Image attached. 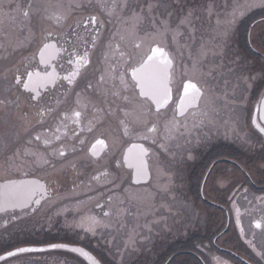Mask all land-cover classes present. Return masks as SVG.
Returning a JSON list of instances; mask_svg holds the SVG:
<instances>
[{
    "label": "flooded vegetation",
    "instance_id": "af4514ba",
    "mask_svg": "<svg viewBox=\"0 0 264 264\" xmlns=\"http://www.w3.org/2000/svg\"><path fill=\"white\" fill-rule=\"evenodd\" d=\"M65 1L59 0V3ZM29 2L31 0H13L22 9H26ZM77 5L59 24L42 21L35 13L29 18L23 17L19 11L12 12V18L7 11L0 13V98L12 101L0 106V183L36 181L46 190L40 205L33 204L32 210H25L26 214L20 209L0 213V256L6 257L0 260V264H91L86 257L68 250L73 247L86 251L97 264H143L139 262L144 259L124 260L123 254L116 250L119 241L127 242L134 233V189L149 190L148 193L158 195L163 202L175 201L174 204H179L175 212L189 213L192 218H197L200 205L210 219L225 220L219 227L221 230L218 228L206 236L204 247L197 245L196 229L184 235L175 232L174 236L168 230L158 232L162 248L159 264H180L183 258L190 259L191 264H217L218 261L222 264H264V259L257 255V252L264 253V134L258 127L264 126V108H261L264 84L254 88V93H250L242 106L240 103L241 111L236 112L234 120L229 121L230 110L225 105L214 122L213 111L199 110L201 101L185 116L177 115L173 149L167 150L164 144V116L167 112L172 116L168 109L162 110L159 120L155 115L149 117L155 121L157 131L148 133V139L140 138L144 133L140 126H136L134 134L125 136L120 120L130 121L132 118H125L123 112L115 110V105H112L113 114H109V105L101 104V98L91 90L85 92V88L89 80L95 83L100 74L111 75L108 67L114 61L111 58L106 61L105 52L109 51L110 41L113 44L118 42V38L113 40L114 33L123 32L126 26L120 21L117 25L118 20L102 11L97 0ZM89 14L96 15L103 26L99 28L96 46L87 45L90 63L79 68V75L70 85L63 77L76 66L67 62L68 52L60 51L47 64H41L39 49L50 31L49 42L55 43L57 49L71 51L75 48L83 54L85 45L78 39L76 31L80 36L86 34L74 31L73 25ZM256 21L255 25L264 22V15L260 14ZM145 26L149 28L148 23L139 27L140 34L147 32ZM260 30L264 35V29L260 28L258 32ZM161 43L173 58L175 69L171 49L165 39ZM261 44L254 47L252 53L264 60ZM122 48L132 51L127 43L122 44ZM147 48L145 42L143 50L147 51ZM51 52L48 50L46 59ZM25 69L39 71L41 76L45 71L52 73L53 69L56 73L54 83L39 89L42 98L46 97L48 106L53 109L42 118L43 124L37 116V102L29 99L34 93L15 85L17 71L23 73ZM173 81L174 77L170 85L172 101L169 109L177 104L182 88L181 83L175 89ZM77 94L86 107L77 109ZM74 110L81 111L79 121L62 123L63 114L71 115ZM221 114L227 115L224 120L219 119ZM148 124L151 126L150 122ZM36 134H41L42 138L30 146L31 150L36 151L38 144L40 154L48 163H33V157H28L24 164L13 162V153L29 147L27 140ZM44 139L50 141L47 150ZM98 139L105 143L96 145L97 155L93 156L92 146ZM133 145L147 149L150 181L146 185L135 186L133 169L124 163V157ZM185 145L188 147L183 148ZM61 148L65 150L63 157L58 154ZM152 156L158 158L161 168L174 163L171 166L179 180L174 179L170 188L162 190L161 186H154ZM186 205H189L188 210ZM124 209L128 217L118 226L117 218ZM237 209L240 212L239 226ZM104 212L109 215L104 216ZM13 216L19 218L9 220ZM91 218L99 223H93ZM256 223H260L261 228H256ZM241 228L244 236H241ZM51 244L68 247L51 249ZM19 247L43 248L45 251L7 257L8 251Z\"/></svg>",
    "mask_w": 264,
    "mask_h": 264
},
{
    "label": "snow or ice",
    "instance_id": "6c2138e0",
    "mask_svg": "<svg viewBox=\"0 0 264 264\" xmlns=\"http://www.w3.org/2000/svg\"><path fill=\"white\" fill-rule=\"evenodd\" d=\"M102 11L108 15H120L125 14L121 17L122 22L126 25L123 32H117L113 40H117L115 44L111 41L108 44L109 51L105 52V60L108 61L111 58L114 62L109 64L108 72L110 76H106L104 73L99 75V78L93 83L91 80L86 85L85 92L91 90L93 94H97L101 99V104L109 105V114H113L114 110L112 105H115V110L123 112L125 118L131 117L130 121L121 119L120 124L124 126V135H132L135 133L136 126H140L144 129V133L140 136L141 139H148V133L157 131L156 123L148 124V119L152 115H155L159 120L162 110L168 109L172 112V121H175L176 116H185L190 108H196L204 97L205 92L202 87L198 85V82H194L189 79L183 84V95L179 98L178 103L174 108L169 109L168 106L172 101V89L171 83L174 77V60L170 56L169 52L161 43L163 36L169 32L175 33L173 39L180 35L179 26L176 29H172L168 22L163 18L166 14L171 16L173 13L169 10L168 0H155V3L148 2L141 5L140 3L133 4L132 0H97ZM179 3V0H177ZM79 7V5H77ZM246 4H237L230 18H225L224 25L218 29L217 35L221 40V44H213L210 47L205 44H201L197 58L194 59L192 64V70H200L201 63L200 59L207 56L209 53L214 58L222 59L219 65L215 68H210L208 75H215L219 72L223 77V69L227 67V64L223 62L226 60L227 52L223 51V44L228 32L232 25H234L237 16L243 15ZM71 8V5L65 6L59 3H53V0H31L28 3L26 9H22L19 4L13 3V0H0V13L4 11L8 12L10 18L14 11H19L23 17L29 18L31 14H39L41 20L53 21L59 24L64 19V14ZM160 8L166 10L165 13L157 15ZM50 9H63V11H51ZM198 19L194 10H189L183 18L180 20V25H186L188 29H191L190 36L194 38L195 35V21ZM147 22L150 26V30L144 34H140L138 28ZM218 21V25H219ZM103 26V22L99 21L96 15H87L73 25V30H80L84 32L85 36H80L79 31H76V35L79 40L84 42V51L81 54L75 48L71 51L68 49H57L55 43L49 42V37L52 36V32L48 31L47 35L43 38L42 47L39 49V57L41 64H47L48 60L54 59L59 55L60 51L68 52V63L74 64L75 69L70 72L69 75L64 76L63 79L67 80L71 85L75 82V77L79 75V68L86 67L89 61V49L87 47L90 44L93 48L96 46V42L99 38V28ZM145 42L148 43L147 51L143 50ZM127 43L131 46L132 51H128L127 48H122V44ZM264 47V45H262ZM52 50L48 54L46 59V53L48 50ZM118 54V58H117ZM236 63L235 60L232 61ZM228 75H232V70H229ZM27 77L24 79V77ZM56 73L53 69L52 73L45 71L44 76H41L39 71L32 72L25 69L23 73L17 71L14 77L15 85L20 86L26 92L34 93L29 97L30 100L37 102L38 112L37 116L40 119V123L43 124V117L46 113H51L53 109L48 106L47 98L41 96L40 88H47L48 83L55 82ZM248 74L247 79H252ZM260 78L264 79V68L260 69ZM238 83H246L247 80L243 74L237 77ZM110 82V83H109ZM227 81H225L227 88ZM224 95H227L225 91ZM77 109L80 107H86V104L81 102L80 94H77ZM90 102V101H89ZM12 101L6 98H0V106H6L11 104ZM43 105L44 107H39ZM63 121L72 120L73 123H77L81 117L80 110H74L71 115L68 113L63 114ZM75 118V119H74ZM264 118V117H262ZM171 123V122H170ZM255 123V121H253ZM131 125V127H130ZM66 126V125H65ZM260 133L264 134V126H258ZM59 131V128L57 129ZM41 134H36L34 137L27 140V145L22 150H17L13 153V162H19L24 164L27 162L28 157H33V163L47 164L48 161L43 158L39 152V145L37 144V150H31V147L35 142L41 141ZM60 139L59 136L56 137ZM50 141L47 139L43 140L45 150L49 145ZM83 143V141H81ZM104 140L98 139L96 144L92 146L91 153L96 156L95 151L96 145H104ZM137 145H133L132 148H136ZM163 147V145H162ZM132 148L128 149V154L124 157V163L128 168L134 169L136 173V182L145 175L147 164L143 157L147 155V149L140 148L139 153H133ZM59 156H65V150L63 148L58 150ZM120 166L119 164L117 165ZM107 173H105L106 175ZM99 179V177H95ZM44 185L38 184L36 181H15L9 180L7 183L0 185V213H6L9 209H20L22 214H26L25 210H32L33 204L40 205L41 199L45 194ZM108 212H104V216H108ZM19 217H10L11 219H18ZM93 223H99L95 218H91ZM240 224V212L237 209V225ZM256 228H261L260 223H256ZM241 236H244V230L241 228ZM129 243H134V240L130 237ZM251 246V244H250ZM51 249L67 248L64 244H51ZM71 252L79 253L81 256L86 257L91 264H97V262L83 249L80 248H69ZM255 251V248H253ZM45 251L43 248L34 247H19L13 251L7 252V257H17L25 253L42 252ZM264 259V253L257 252ZM5 256H0V260H5ZM217 264H222L218 261Z\"/></svg>",
    "mask_w": 264,
    "mask_h": 264
},
{
    "label": "rangeland",
    "instance_id": "374dc122",
    "mask_svg": "<svg viewBox=\"0 0 264 264\" xmlns=\"http://www.w3.org/2000/svg\"><path fill=\"white\" fill-rule=\"evenodd\" d=\"M84 4L89 0H66V3H61L65 6L71 5L65 14L68 15L69 11L73 10V7L79 3ZM133 4L140 3L143 5L145 0H132ZM148 2L155 3V0H148ZM237 4H246L247 7L243 10L242 16H237L234 25L230 28L228 36L223 42V51L227 52V59L224 60L227 67L223 69V77L219 72L215 75H208L210 68H215L222 62L220 58H214L211 53L200 59L201 68L200 70L193 71L192 64L194 59L197 58L201 44L208 45L209 47L213 44H221V40L217 35L218 29L224 25L225 18H230V14L233 8ZM169 10L172 11V15L169 17L166 14L163 16L168 22L172 29H176L179 26L180 35L173 39L175 33L169 32L166 38L163 36L161 42L165 39L166 45L169 46L173 57L176 62V68L174 72V88L180 87V84L184 80H193L198 82V85L204 89L205 95L200 102L201 112L213 111L214 122L217 119L219 113L224 109L226 105L230 110L229 121L235 119L236 112L241 111V106L245 99L248 98L250 93H254V88L259 84H264V79L260 78V69L264 68V60L259 59L249 51L246 35L248 27L254 21L256 15L252 18H246L250 15L254 9L264 6V0H168ZM194 10L198 19L195 21V35L194 38L190 36L191 29H188L186 25H180V20L189 11ZM53 11H63V9H54ZM164 8H160L157 15L165 13ZM120 15H113L112 19H117L122 22ZM246 19H249L246 21ZM178 21V23H177ZM218 21L220 22L218 25ZM143 24H147L144 22ZM176 24V25H175ZM264 22L254 25L250 33V41L254 47L264 45L263 30L257 29V26H261L264 29ZM125 25V24H124ZM126 26V25H125ZM145 28H148L145 26ZM139 29V28H138ZM150 30V26L147 31ZM244 34H243V33ZM117 33H114L116 35ZM244 36V37H243ZM148 44V43H147ZM264 53V51H263ZM235 60L236 63L232 61ZM229 70H232V75H228ZM243 74L247 80L246 83H238L237 77ZM248 74L253 77L247 79ZM225 81H227V88ZM225 91L227 95H224ZM241 103V106H240ZM228 104V105H227ZM169 111V110H168ZM201 112L199 114H201ZM231 114V116H230ZM226 114H221V120L226 118ZM150 124L154 123L149 119ZM171 122V123H170ZM165 127L164 144L166 149H173L175 146V134L177 132V123L172 121V116L169 112L166 113L163 120ZM185 145L183 148H187ZM151 167L155 177L154 186H160L162 190L168 189L174 185L173 180L177 177L173 171L174 165L171 163L167 164V167L161 168L160 162L156 156L151 158ZM165 176V179L162 177ZM179 180V176L177 178ZM149 190L134 189L132 192L133 204V229L134 233L131 238L134 243L118 242L119 254H123L124 260L133 259L140 260L144 259L139 263L143 264H159V260L162 257V251L160 252L161 244L158 241L157 233H162L163 230H168L171 236L175 235V232L181 234H187L191 229H196L198 233L197 245L204 247L208 237L214 233L219 227H222L225 220L211 218L208 214H204L198 205V216L192 218L189 213L181 214V212H175L176 205L172 200L162 201L158 195L152 192L148 193ZM187 210L189 209V205ZM125 209L121 211L117 218L118 226L127 219ZM210 214L211 208H207ZM174 216L176 218H174ZM219 230H221L219 228ZM208 236V237H206ZM122 256V255H121ZM183 260V263H182ZM180 264H191L190 259H181Z\"/></svg>",
    "mask_w": 264,
    "mask_h": 264
},
{
    "label": "water",
    "instance_id": "95a60500",
    "mask_svg": "<svg viewBox=\"0 0 264 264\" xmlns=\"http://www.w3.org/2000/svg\"><path fill=\"white\" fill-rule=\"evenodd\" d=\"M187 82V81H186ZM186 82H184V83H186ZM183 95V88H182V92H181V96ZM264 106V98H263V100H262V107ZM191 109V108H190ZM189 110V109H188ZM180 117V116H179ZM130 148H132V146L130 147ZM132 151H133V153H139V151H140V149L138 148V146L136 147V148H132ZM127 154H128V152H127ZM126 154V155H127ZM143 159H144V161L146 162V164H147V161H146V156H144L143 157ZM147 168H146V171H145V175L143 176V178L140 180V182L139 183H137L136 182V173H135V170L133 169V183L135 184V185H139V184H145V183H147L148 181H149V175H148V172H147ZM3 184H5V183H0V185H3ZM90 262V261H89ZM91 263V262H90Z\"/></svg>",
    "mask_w": 264,
    "mask_h": 264
},
{
    "label": "trees",
    "instance_id": "16d2710c",
    "mask_svg": "<svg viewBox=\"0 0 264 264\" xmlns=\"http://www.w3.org/2000/svg\"><path fill=\"white\" fill-rule=\"evenodd\" d=\"M252 16H253V14H252ZM243 33V32H242ZM244 34V33H243ZM244 37V36H243Z\"/></svg>",
    "mask_w": 264,
    "mask_h": 264
}]
</instances>
